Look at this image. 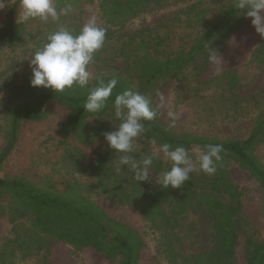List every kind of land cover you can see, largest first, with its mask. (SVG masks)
I'll return each mask as SVG.
<instances>
[{
    "label": "trees",
    "instance_id": "obj_1",
    "mask_svg": "<svg viewBox=\"0 0 264 264\" xmlns=\"http://www.w3.org/2000/svg\"><path fill=\"white\" fill-rule=\"evenodd\" d=\"M184 1L188 0H97L100 17L107 26L110 38L113 37L110 29L123 28L127 21L145 11ZM18 2L20 0H15L6 6L0 26V48L17 46L24 39V24L17 23L14 17V7ZM233 4L234 0L218 6V15L214 20L206 21L203 30L192 37L193 41L187 49L180 47L166 53L163 58L154 53L162 40L159 37L152 39L150 32L117 41L120 45L118 54L123 57L124 66L115 67L112 72L100 67L90 71L91 78L86 88L73 86L63 92H55L51 88L32 87L31 71L19 81L11 73L6 86L7 95L0 107L3 139L0 151V216L8 217L15 235L3 243L0 264H6L7 246L20 238L23 240L20 247L24 251L23 256L40 255L43 264L62 263L65 257H60L57 252L60 244L75 248L90 247L119 264H139L141 251L145 248L142 237L90 199L85 194V186L132 207L148 221L158 236V252L172 264H236L234 255L241 232L244 234L246 263L264 264V235L260 238L255 232L244 231L243 226L250 225L251 221L243 212V197L234 174L239 172L255 180L264 190V164L255 154L257 144L264 140V109L257 114L247 135L221 138L172 130L163 123L153 102V91L159 80L173 76L190 65L201 53L208 51L209 44L219 50L220 44L242 23L246 10L236 9ZM204 16L200 10L194 12L189 16V26ZM74 33L78 30L74 29ZM95 58H98L97 54ZM252 59L257 66L264 67V36L259 40ZM113 77L118 83L107 106L98 113L85 111L82 104L89 90L98 86L101 80L107 83ZM221 77L226 79L224 90L231 91L239 86L235 70L227 69ZM129 89L148 97L157 112L154 120L145 122L148 131L142 140L146 147H137L132 154L135 159L142 160L154 153L150 151L151 143L158 149L163 143H169L173 148L183 146L189 154L194 150H206L209 144H222L224 151L221 161L217 162L215 174L208 175L198 169L190 174V180L182 189L162 188L155 182L156 178L170 169L171 162L161 156L153 162L149 182H136L127 166L117 172L121 154L114 153L107 146L104 133L114 131L115 124L119 123L112 107L115 96ZM48 101L68 109L59 126L60 135L64 140L74 139L88 148V151L81 148L70 155L68 162L79 175L88 177L94 184L88 181L87 185H83L75 178L48 179L39 183L22 175L2 174L3 163L14 149L22 125L44 120L48 113L45 106ZM65 152L66 155L70 153L68 150ZM232 163L234 167H231ZM190 215H196L197 221L189 220ZM203 224L209 227V244H202L200 240V226ZM184 240L187 242L185 248Z\"/></svg>",
    "mask_w": 264,
    "mask_h": 264
},
{
    "label": "rangeland",
    "instance_id": "obj_2",
    "mask_svg": "<svg viewBox=\"0 0 264 264\" xmlns=\"http://www.w3.org/2000/svg\"><path fill=\"white\" fill-rule=\"evenodd\" d=\"M14 1L0 0V26L7 11L6 6ZM230 1L232 0H188L147 10L127 21L123 28L110 29L112 38L106 32L105 44L96 53L98 58L94 57V63L89 65L88 70L94 71L100 67L112 72L115 67L122 68L124 60L118 54L120 45L116 42L147 32H150L152 39L159 37L162 40L155 52L153 51L159 58L180 47L187 49L193 41L192 37L203 30L206 21L214 20L218 15L217 7ZM56 3L58 8L70 4L71 10L56 22L30 19L23 23L26 33L21 43L11 48H0V107L7 95L6 86L9 85L11 73H14L15 80L19 81L24 74L31 71V54L43 47L47 36L58 27L65 26L79 32L84 24L94 19L98 26L107 29L100 17L97 0H56ZM197 10L205 16L189 26V16ZM21 11L18 2L14 7L16 20ZM262 37L251 25V18L245 16L230 37L220 44L222 64L210 63L206 51L175 75L159 80L153 91V102L163 123L176 132L217 135L221 138L247 135L257 114L264 109V67L257 66L252 59V54ZM128 47L131 48V45ZM227 69L235 70L239 78V86L231 91L224 90L226 79L221 77L222 72ZM45 106L48 113L44 120L22 125L18 141L3 163L2 174L22 175L39 183H45L48 179L54 181L75 178L83 185H87L88 181L94 184L88 177L79 175L68 162L70 155H74L79 149L88 151V148L79 145L77 140H64L60 135L59 126L64 121L68 109L52 101L46 102ZM2 146L0 132V151ZM141 146L146 147L142 138L137 144V147ZM151 147L150 151L158 152L159 149L154 143H151ZM65 150L70 153L66 155ZM199 153L194 150L189 154L194 162L198 161ZM255 154L264 164V140L257 144ZM160 156L169 161L162 153ZM231 167H234L233 163ZM234 174L238 179V190L243 197V212L248 221H251L250 225L243 226L244 231L255 232V235L261 238L264 235V190L255 180L244 177L239 172ZM88 189V186L84 187L85 194L90 199L101 206L108 215L135 229L142 237L145 248L141 251L139 264H172L164 254L158 252V236L148 221L132 207L116 202L99 190ZM196 217L190 215L188 218L197 221ZM200 228L201 243L209 244L208 225L203 224ZM14 235L8 217L0 216V249L3 243ZM22 241L20 238L18 242L7 246L6 264H43L40 255L23 256L24 251L20 248ZM182 243L185 248L187 242L184 240ZM243 245L244 234L241 232L234 255L236 264H247ZM57 249L59 256L65 257L61 264H119L117 260L106 259L90 247L75 248L69 244H60Z\"/></svg>",
    "mask_w": 264,
    "mask_h": 264
},
{
    "label": "clouds",
    "instance_id": "obj_3",
    "mask_svg": "<svg viewBox=\"0 0 264 264\" xmlns=\"http://www.w3.org/2000/svg\"><path fill=\"white\" fill-rule=\"evenodd\" d=\"M233 7L246 10L244 15L251 18V25L256 33L264 36V0H234ZM21 13L17 23H25L30 19L56 22L62 15L71 10L70 4L58 8L56 0H20ZM107 29L98 26L95 20L84 24L78 33L65 26H60L47 36L43 47L32 53L29 62L32 72L30 85L32 87L51 88L55 92H63L73 86L86 88L91 78L89 65L94 63L95 54L105 44ZM208 60L220 65L222 55L218 49L208 46ZM118 81L115 77L107 83L101 80L98 86L89 90L83 108L89 113H98L104 109L112 96ZM115 119V130L104 133L107 146L120 153L119 172L127 166L136 182H149L151 167L155 159L162 153L171 162L169 170L156 178V183L162 188L182 189L190 174L197 170L208 175L217 171V162L221 161L224 151L222 144L206 145V150L199 153L198 161L194 162L189 151L183 146H173L169 143L160 145L158 152L148 155L142 160L135 159L138 140L148 131L146 121L156 118L157 112L151 106L148 97L138 91L125 90L117 94L112 102ZM175 117H173V120Z\"/></svg>",
    "mask_w": 264,
    "mask_h": 264
}]
</instances>
